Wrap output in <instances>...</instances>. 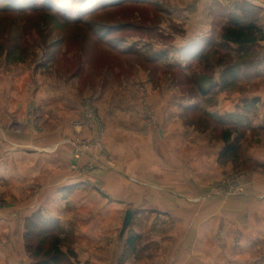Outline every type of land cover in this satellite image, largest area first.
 Instances as JSON below:
<instances>
[{"label":"rangeland","instance_id":"374dc122","mask_svg":"<svg viewBox=\"0 0 264 264\" xmlns=\"http://www.w3.org/2000/svg\"><path fill=\"white\" fill-rule=\"evenodd\" d=\"M116 1L0 0V103L24 110L0 120V167L13 177L21 171L12 138L39 136L42 144L55 136L57 164L70 145L73 176L95 183L92 173L113 171L143 186L148 172L137 152L150 143L152 199L167 197V206L155 204L124 235L100 240L99 233H59L57 222L32 214L18 233L25 255L35 259L28 244L48 246L57 236L75 252L67 264H264V221L260 233H243L247 216L231 215V232L223 233V218L213 216L214 200L245 195L250 175L264 173V40L239 46L221 37L231 17L264 30V0ZM229 68L235 80L223 88ZM226 131L240 142L237 158L220 156ZM193 156H215V165L181 177L177 170ZM0 184L8 187L0 209L13 211L15 181L8 174ZM191 204L193 222H183ZM134 224L142 229L136 253L126 243ZM192 225L199 233H185ZM16 238L0 234V251Z\"/></svg>","mask_w":264,"mask_h":264},{"label":"crops","instance_id":"0c3cea01","mask_svg":"<svg viewBox=\"0 0 264 264\" xmlns=\"http://www.w3.org/2000/svg\"><path fill=\"white\" fill-rule=\"evenodd\" d=\"M1 77L0 85L2 82ZM10 102L8 105L0 103V120L1 118H12L13 114L18 116L21 114V117H23V107H13ZM10 111H13V113ZM3 127L5 125L0 122V141L4 136ZM21 137L10 140V143L17 146L18 155L16 158L21 160L23 164L21 171H17L18 176L13 177L12 173H8L9 170L6 166L0 167V179L9 174L10 179L15 181L18 194L13 211L9 212L7 208L0 209V234L17 233L16 239L10 240L8 246L1 248L0 264H21L26 259L30 264L35 263V259L25 255L23 241L18 237V233L22 235V233L27 232L25 221L32 214L40 213L43 214L45 220L57 222V227L60 228L59 233H93L96 236L99 233L100 240L105 236L110 237L114 233H121L125 213L128 209L133 211V219L137 222L145 210L152 208L155 204L167 206V197L165 199L159 198V200L152 199L150 169L155 165V162H153L155 151L151 148L150 143L144 144L142 151L137 152L141 153L139 156L144 157L143 165L145 166V172H148L147 176H144L147 182L141 186L136 183H128L118 172L104 170L92 173L90 176L95 180V183H89L88 177H75L66 168L67 160L70 157V148H67L70 145L63 146L64 155L61 157V164H57V156L60 159V154L59 151L55 150V136H48L47 142L42 144H40L41 140H38L39 136L30 137L29 139H25L24 135ZM36 139L37 142H35ZM33 159H36V162L28 164ZM261 160L264 161L263 158ZM160 162V166L165 169L168 165L174 168L173 164H169V162ZM1 165L2 161L0 160ZM207 165L209 167L215 165V156L210 161L205 157L201 159L193 156L190 163L183 165L186 170L177 168V172L181 177L193 175L203 167L207 169ZM176 166L179 167L178 164ZM249 180L250 188L245 195L233 197L229 200L213 201L218 205L217 212L213 216L218 220L223 218L224 221L223 233L231 232V230L225 229L230 226L231 215L247 216V221L242 226L243 233H260L263 229L261 228L262 225L260 228H257V226H259V222L264 221L261 219L264 215V173L254 172L250 175ZM1 183H3V180H1ZM12 186L11 184L9 188L15 187ZM2 188L0 184L2 190H0V203L7 204L8 193L6 191L8 187L4 185V189ZM262 195L263 199L261 198ZM188 201L181 199L179 202L184 207L190 205ZM191 205V215L184 209L179 215L183 222H189V220L193 222L194 204ZM196 214L198 215V213ZM253 225L256 229L252 232L250 230ZM132 226L133 234L142 233L139 224ZM192 228L195 229L194 232L189 230L185 233H199V229L195 228L194 225H192ZM109 263L111 264V260H100L99 262V264Z\"/></svg>","mask_w":264,"mask_h":264},{"label":"trees","instance_id":"16d2710c","mask_svg":"<svg viewBox=\"0 0 264 264\" xmlns=\"http://www.w3.org/2000/svg\"><path fill=\"white\" fill-rule=\"evenodd\" d=\"M122 1L123 0H118L111 4H119ZM221 37L225 42L237 44L239 46L251 45L264 40V30L253 21L243 23L238 18L231 17L223 25ZM229 71L230 72L227 75L225 74L223 76V88L230 87L234 83L235 72L234 70L232 71V68H229ZM224 139L226 145L221 151V158H237L240 142L231 141L229 131H226ZM55 226L56 225L54 224V226L49 227L47 230L50 236L55 233ZM140 240V234H132L127 238L126 243L131 248L132 252H138V242ZM28 250L35 258L34 264H67L68 256L75 254L72 249L65 251L61 247L60 240L57 236H52L51 242L48 246H45L42 241L37 244H28Z\"/></svg>","mask_w":264,"mask_h":264},{"label":"water","instance_id":"95a60500","mask_svg":"<svg viewBox=\"0 0 264 264\" xmlns=\"http://www.w3.org/2000/svg\"><path fill=\"white\" fill-rule=\"evenodd\" d=\"M133 211L131 209H128L125 213V217H124V221H123V226L121 229V235H124V233L126 232L127 228L129 227V225L132 222L133 219Z\"/></svg>","mask_w":264,"mask_h":264}]
</instances>
